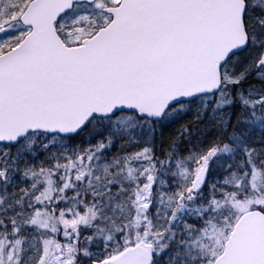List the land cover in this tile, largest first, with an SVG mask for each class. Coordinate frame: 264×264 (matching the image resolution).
Masks as SVG:
<instances>
[{
    "label": "snow or ice",
    "instance_id": "1",
    "mask_svg": "<svg viewBox=\"0 0 264 264\" xmlns=\"http://www.w3.org/2000/svg\"><path fill=\"white\" fill-rule=\"evenodd\" d=\"M0 264H264V0H0Z\"/></svg>",
    "mask_w": 264,
    "mask_h": 264
}]
</instances>
